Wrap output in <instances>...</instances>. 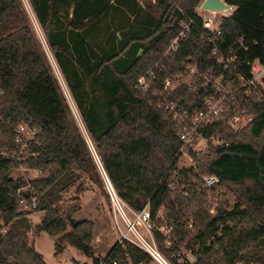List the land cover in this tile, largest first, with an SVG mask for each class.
Segmentation results:
<instances>
[{"label":"trees","instance_id":"1","mask_svg":"<svg viewBox=\"0 0 264 264\" xmlns=\"http://www.w3.org/2000/svg\"><path fill=\"white\" fill-rule=\"evenodd\" d=\"M28 1L87 135L73 116L22 0H0V150L10 151L7 157L0 153L3 223L9 225L30 214L19 211L18 191L27 182L13 178L11 172L41 170L43 177L30 182L29 191L38 198L37 209L31 213H44L40 230L56 238V256L70 246L91 259V264H150L149 253L125 241L114 245L106 258L96 257L94 224L73 220L79 208L69 213L61 209L60 194L65 188L79 183L80 192L87 190L82 181L88 171L97 175L95 159L129 208L140 213L148 210L151 221L164 211L163 221L179 245L175 241L167 248L166 236L159 229L152 233L169 264L252 260H247V248L264 236V217L261 222L257 218L264 214V91L254 88L249 96L243 91L234 96L223 121L201 131L206 138L220 135L228 146L210 143L206 153L192 152L190 169L177 167L178 129L160 100L164 81L191 65L202 73H223L238 83L236 75L218 66L213 55L216 47L227 56L236 54L239 72L251 77L246 63H264V0H224L234 11L223 19L218 37L205 29L196 11L203 0H155L143 5L138 0H113V4L112 0ZM184 25L190 26L186 42L169 51ZM159 63L168 70L160 71ZM150 71L155 77L143 89L139 80ZM207 93L191 91L183 84L170 102L191 113L204 108ZM235 109H247L253 122L241 130L229 128L226 121ZM21 125L36 131L26 153L16 143ZM201 174L217 176V187L245 189L252 211L237 204L232 212L211 216L208 192L214 188L199 187ZM172 183L175 191L170 190ZM235 219L240 226L245 222L252 226L227 225ZM189 225L195 230L190 239ZM188 240L187 250L194 259L180 263V245ZM0 264L46 262L10 230L0 234Z\"/></svg>","mask_w":264,"mask_h":264},{"label":"rangeland","instance_id":"2","mask_svg":"<svg viewBox=\"0 0 264 264\" xmlns=\"http://www.w3.org/2000/svg\"><path fill=\"white\" fill-rule=\"evenodd\" d=\"M138 1H140V5H143L145 3L143 1H146V3H155V0ZM204 1L205 0H203V2ZM203 2L196 9V11L203 18V20L208 18L215 20V26L220 25L225 17H229L232 14V11L228 13L204 12L201 10ZM22 3L29 16L31 26L44 50V53L47 56L53 74L60 83L61 89L65 95L73 116L86 136L87 134L81 115L77 110L76 105L66 87V84L54 60V57L48 48L45 36L38 24L31 5L29 4L28 0H22ZM189 69L190 67L188 66L186 67L185 72H183L182 74L173 75V77L176 78V83L189 81ZM208 149L209 148L206 144L201 143L197 147L198 151L195 152L206 153ZM94 161L95 166L97 167V175H94L92 171H88V173L86 174V178H84V180L82 181V186L86 187L87 190H85L84 192H80L79 183L65 188L60 194L61 209L64 210V213H69L74 208H79V211L73 216V220L75 222L90 221L94 224V239L92 242V246L96 257L106 258L114 245L121 244L125 241L132 245L140 247L141 249L149 253L152 257V262L150 264H161L153 256L155 252L159 254L167 263V259L158 250L152 233L153 229H159L161 233H163V235H165L167 238V241L165 243L167 248H170L175 241L179 245V241L173 235L172 230L169 229L168 223L166 224V222L163 221L164 211L159 214L156 221H151L150 219L149 221H143V219H138V217L143 213L136 212L130 209L125 203L124 210L128 216V223L121 218L118 219L119 221H117L115 212L117 213L118 209L114 205L110 196L107 187L106 175L103 172L100 164L97 163L95 159ZM191 163V156H189L184 157V159L181 160L178 164L180 169H187L191 166ZM25 170L26 169L24 168L15 169L11 172V176L15 179L22 178L25 181L31 180L33 176ZM247 186H249L250 188L252 187V185ZM240 189L241 190L235 187H229V189L215 187L213 191H209L208 201L210 215L214 217L217 215L218 211H226L228 213L232 212L237 204H245L244 207H248L249 211H252L253 206L250 205L251 203L248 200L249 198L247 196L246 190L242 188ZM43 216V212L30 213L16 218L9 225H5L3 223V234L7 233L10 230L15 231L17 234H19L20 237H22V239H24V241H26L29 246L34 247V249L43 256L46 264H91V259L83 255L77 249L70 246H68L62 254L56 256V238L40 230L41 220ZM263 217L264 214L259 215L257 218L261 222ZM116 223H118V225ZM130 224H133L136 232H133L131 230L129 226ZM251 224L252 223L245 222L244 226H240L238 219L227 222L228 226L236 227L238 225L242 228H250L252 226ZM188 229L191 231L190 236L188 237V239H190L194 235L195 230L191 225H189ZM188 242L189 240L180 245V251L178 252V255H181L180 263H183L185 259H194V256L187 250ZM246 257L247 260H252L246 263L242 262L239 264H264V236L260 240L249 244V247L246 251Z\"/></svg>","mask_w":264,"mask_h":264},{"label":"built area","instance_id":"3","mask_svg":"<svg viewBox=\"0 0 264 264\" xmlns=\"http://www.w3.org/2000/svg\"><path fill=\"white\" fill-rule=\"evenodd\" d=\"M230 7V6H229ZM234 11L233 7H230V12ZM221 25V23H220ZM220 25L215 26V20L208 18L204 20L205 29L211 31L216 36L222 35ZM190 26L184 25L183 31L175 39L170 47L169 51H175L179 48L181 43L186 42L187 34L189 32ZM212 43L215 41L210 40ZM213 55L216 58L218 66L224 68L225 72L230 73L231 76L236 75V81L229 80L225 74H220L216 76L212 72L202 73L199 69L191 65L189 69L190 79L187 82L176 83V78H167L164 81V94L160 100V106L165 109L170 117L176 122L178 129L179 138L181 141V147L177 154V167L179 168V162L184 159V157L191 156V166L187 169H190L194 166V159L192 157V152L198 151L197 147L199 144L204 143L209 148L210 143L213 146H223L227 147L228 143L225 142L220 135H213L210 138H206L201 134L203 129L214 126L219 121H223V114L226 112L227 107L231 100L234 99V96L240 91L244 92L245 96H249L252 90L255 88L257 90L264 91V63L260 61H254L252 63H246L250 70L251 77H246L242 72H239V68L236 65L237 55L227 56L223 54L216 47L213 51ZM160 71H167L168 66L164 64L157 65ZM155 75L153 72H149L147 78L142 77L139 80V84L143 89H148L149 87V78H154ZM185 85V87L191 91H197L198 89L208 90V93L203 99L204 108H197L193 112L189 113L185 108L181 107L179 103H171L170 98L176 93L180 85ZM254 120V117L251 116L247 109L239 110L235 109L231 117L226 121V125L229 128L234 130H241L248 127ZM36 134L35 130H31L26 125H21L18 130V137L16 139L17 144H21L22 153L27 151V142L31 141ZM0 153L4 156H9L10 151L0 150ZM14 155V154H13ZM33 176L31 180H27V185L18 191L20 197V208L19 211L22 213H31L37 209L38 198L35 193L29 191L31 185L30 182L41 179L43 177V172L41 170H25ZM107 179V178H106ZM198 182L200 186L204 189H213L217 187L220 183V180L217 176L201 174L198 176ZM107 187L112 198L114 205L117 207L118 212H115L116 220L118 219L125 220L128 223V216L124 210L125 202L119 198L115 192L112 185L107 181ZM170 190H176V184H170ZM29 191V192H28ZM27 194L29 196H27ZM131 209V208H130ZM143 214L138 217L139 220L149 221L150 215L148 210L142 212ZM119 217V218H118ZM118 225V223H116ZM0 225H3V220L0 219ZM132 225V226H131ZM133 232H136L133 224L129 225ZM118 227V226H117ZM120 229V228H119ZM0 234H3V230L0 231ZM124 241V240H123ZM122 244V243H121ZM153 256L161 263H166L162 257L156 252Z\"/></svg>","mask_w":264,"mask_h":264},{"label":"water","instance_id":"4","mask_svg":"<svg viewBox=\"0 0 264 264\" xmlns=\"http://www.w3.org/2000/svg\"><path fill=\"white\" fill-rule=\"evenodd\" d=\"M201 10L204 12H219V13H228L230 12V7L225 1L223 0H205L201 6ZM101 166V164H100ZM102 168V166H101ZM103 172L105 173L104 169L102 168ZM106 175V174H105ZM107 181L110 185L111 182L106 175Z\"/></svg>","mask_w":264,"mask_h":264},{"label":"crops","instance_id":"5","mask_svg":"<svg viewBox=\"0 0 264 264\" xmlns=\"http://www.w3.org/2000/svg\"><path fill=\"white\" fill-rule=\"evenodd\" d=\"M112 2H113V0H112ZM112 2H111V3H112ZM72 12H73V9H71V13H72ZM106 22H108V23L110 22V17H108V19L106 20ZM109 25H110V24H109ZM109 35H110V34H109ZM91 263H92V262H91Z\"/></svg>","mask_w":264,"mask_h":264},{"label":"bare ground","instance_id":"6","mask_svg":"<svg viewBox=\"0 0 264 264\" xmlns=\"http://www.w3.org/2000/svg\"><path fill=\"white\" fill-rule=\"evenodd\" d=\"M95 153V152H94Z\"/></svg>","mask_w":264,"mask_h":264}]
</instances>
